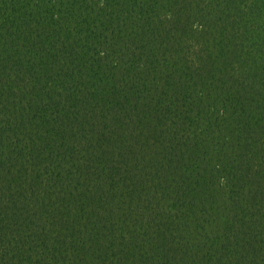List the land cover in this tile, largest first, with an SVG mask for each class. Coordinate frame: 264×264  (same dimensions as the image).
<instances>
[{
  "label": "trees",
  "instance_id": "obj_1",
  "mask_svg": "<svg viewBox=\"0 0 264 264\" xmlns=\"http://www.w3.org/2000/svg\"><path fill=\"white\" fill-rule=\"evenodd\" d=\"M0 264H264V0H0Z\"/></svg>",
  "mask_w": 264,
  "mask_h": 264
}]
</instances>
